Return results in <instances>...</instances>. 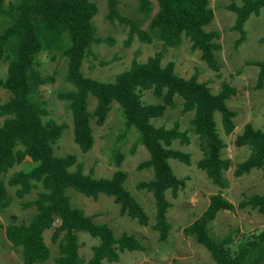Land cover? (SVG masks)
<instances>
[{
  "label": "trees",
  "instance_id": "trees-1",
  "mask_svg": "<svg viewBox=\"0 0 264 264\" xmlns=\"http://www.w3.org/2000/svg\"><path fill=\"white\" fill-rule=\"evenodd\" d=\"M106 18L118 19L129 25V37L138 30L136 21L122 16L118 11V0H106ZM156 10L150 16L153 6ZM264 7V0H241L230 2L227 8L235 13L232 28L239 36L237 43L245 37L243 24L251 14L257 15ZM137 10L149 17L153 34L170 46L178 45L182 38L190 41L192 50L200 52V58L212 70L220 64L215 53L220 45L219 33L204 27L213 19L209 0H138ZM97 7L91 0H13L7 5L0 0V61L7 62L6 73L0 77V87L9 92L8 98L0 102V210L10 204L6 187H13L14 194L22 198L32 188L33 199L22 202V206H34L35 212L27 220L15 222V217L4 225L6 239L20 251L23 264L42 262L49 257V249L43 233L52 229L51 241L57 244L53 264H82L79 254L78 233L85 232L97 243L92 245V254L87 264H102L105 259L116 261L125 250H143L144 246L134 234L122 232L115 235L106 223L93 220V215L72 207L67 188L93 199L99 193L111 196L119 205L120 215H126L139 225L148 224L149 217L137 199L124 187L126 171L115 170L109 177H95L92 171L84 173L82 163L76 155H55L53 144L67 127L49 117L46 100L39 94V86L52 81L37 69V56L41 53H59L66 58L65 79L73 89L57 94L68 102L71 114L73 141L82 152L93 144L91 120L103 124L113 101L122 108L125 125H133L140 133V142L148 151V157L137 164L138 170L151 168L148 179L136 183L137 190H145L153 197L154 222L151 228L164 241L170 229L166 212L171 205L167 192L175 198L185 185V178L178 177L169 164L170 158L186 165L191 163L190 154L171 147L174 140L181 144L190 142L186 130H180L177 121L173 125H155L152 119L164 114L168 106L174 105L176 96L181 98V112H192V130L197 135L201 157L196 166L207 178L219 187H225L224 171L231 161L222 156L226 146L216 128L215 113L219 114L225 134L233 131L236 111L227 106V100L236 92L235 87L222 82L212 92L197 74L188 77L178 75L174 63L162 64L160 51L154 52L144 61L132 59L128 68L118 72L112 81H101L84 75L81 70L83 58L93 43L103 41L96 35L92 17ZM249 63L258 66V86L264 79V59ZM150 90L157 102H144L142 92ZM95 98V105L88 110V96ZM235 146L247 145L248 156L237 163L234 174L249 173L252 168L264 165V127H254L246 122L235 135ZM29 158L31 165L13 171L4 180L14 165ZM122 156L115 158L119 166ZM74 166V168H72ZM256 209L264 214V192L252 193L238 203V208ZM233 204L220 192L211 194L209 203L200 215L183 229L193 236L210 253L211 261L172 264H261L264 256V229L234 248L229 233L220 238L210 234V223L218 211L232 209ZM57 221V225H54Z\"/></svg>",
  "mask_w": 264,
  "mask_h": 264
},
{
  "label": "rangeland",
  "instance_id": "rangeland-1",
  "mask_svg": "<svg viewBox=\"0 0 264 264\" xmlns=\"http://www.w3.org/2000/svg\"><path fill=\"white\" fill-rule=\"evenodd\" d=\"M9 1L2 0L3 5ZM95 3L97 11L92 17L96 35L104 39L93 43L91 50L83 58L81 70L86 76L101 80L112 81L114 76L129 67L132 59L144 61L156 51L162 54V64L172 61L175 72L183 77L193 73L197 74L199 81H205L212 92L219 90L221 83L227 82L235 87L236 92L227 100V106L236 111L233 121L235 127L229 134H225L220 117L215 113L216 128L220 137L225 142L222 156L231 161V165L224 171L225 187H219L207 178L205 172L196 166V161L202 153L198 148L197 135L192 130L190 120L192 112H181V98H174V105L168 106L164 114L152 119L155 125L170 127L174 121L179 124L180 130H186L190 142L181 144L178 140L172 142L171 147L190 154L191 163H185L170 158L168 160L173 172L178 177L185 178V185L179 189L175 198L167 192L171 205L166 212L167 222L170 224L169 234L164 241L158 240V234L151 228L154 222L153 197L145 190H137L135 185L140 180L151 177V168L138 170L137 164L148 157V151L140 142V133L133 126L125 125L122 108L115 101L101 125L91 120L93 144L90 150L82 152L73 141L71 114L68 102L58 98L59 92L73 89V85L65 79L67 62L59 53H41L37 56V69L43 76L52 77V81L39 86L40 97L47 102L49 117L58 123H65L67 127L53 144L55 155L73 153L76 161L82 163L84 173L92 171L95 177H109L119 169L126 171L127 177L124 187L137 199L148 214L149 221L145 226L139 225L135 220L126 215H120L119 205L111 196L99 193L96 199L87 197L72 188L66 192L70 197L72 207L80 208L85 214L93 215V220L106 223L115 235L122 232L134 234L143 244V250L123 251L119 253L116 261L102 260V264H172L173 262L198 263L211 261L209 251L193 236L186 235L183 229L195 220L209 203L211 194L220 192L232 204V209L218 211L210 223V234L215 238L231 234L234 248L236 244L247 239L264 229V214L256 209L238 208V203L252 193L264 192V165L252 168L249 173L236 176L234 169L237 163L243 161L249 154L247 145L235 146V135L242 130L246 122L254 127H264V79L258 86V66L249 63L253 60L264 59V7L257 15L251 14L243 24L244 39L237 43L239 36L237 30L232 28L235 13L227 8V4L241 0H209L213 11L212 21L204 28L216 30L219 33L217 42L220 45L215 56L220 64L218 70L210 69L200 58L198 50H192L190 41L182 38L176 46H170L158 36L154 35L149 27V17H144L137 10L138 0H118L119 13L136 21L138 30L129 37V25L119 22L118 19L109 21L106 18L107 1L91 0ZM153 6L150 16L155 12ZM7 62L0 61V77L6 73ZM9 92L0 87V102L8 98ZM142 100L152 103L159 101L150 90L142 92ZM95 105V98L88 96V110ZM1 120V118H0ZM122 156L119 166L115 164L117 154ZM31 165L29 158L14 165L7 172L6 178L15 170L25 169ZM74 168V166L72 167ZM10 194V204L0 210V264H23L20 251L14 248L6 239L4 225L15 217V222L27 220L35 212L34 206L23 207L22 202L33 199L36 192L42 190L32 188L22 198L14 194V188L7 186ZM54 225H57V221ZM52 229L43 233V240L49 249V257L42 262L34 264H53L52 257L57 254V244L51 241ZM79 254L83 259L82 264H87L92 254L91 247L97 243L85 232L78 233ZM264 246V243H263ZM264 264V256L261 260Z\"/></svg>",
  "mask_w": 264,
  "mask_h": 264
}]
</instances>
